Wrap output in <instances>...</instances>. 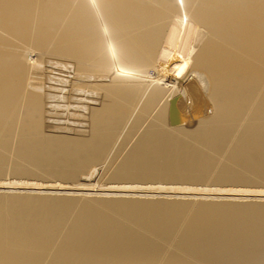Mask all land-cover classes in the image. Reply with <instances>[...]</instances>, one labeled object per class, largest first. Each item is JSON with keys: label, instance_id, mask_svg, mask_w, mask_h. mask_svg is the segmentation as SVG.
Returning a JSON list of instances; mask_svg holds the SVG:
<instances>
[{"label": "bare ground", "instance_id": "6f19581e", "mask_svg": "<svg viewBox=\"0 0 264 264\" xmlns=\"http://www.w3.org/2000/svg\"><path fill=\"white\" fill-rule=\"evenodd\" d=\"M262 197L264 0H0V264H264Z\"/></svg>", "mask_w": 264, "mask_h": 264}, {"label": "rangeland", "instance_id": "374dc122", "mask_svg": "<svg viewBox=\"0 0 264 264\" xmlns=\"http://www.w3.org/2000/svg\"><path fill=\"white\" fill-rule=\"evenodd\" d=\"M51 70L54 71V69H49V70L45 69L44 71L49 72V71H51ZM55 71H56V70H55ZM208 112H209V111L207 110V113H208ZM55 180H56L55 178H52V179H51V178H50V179H44V178H41V177H37V178L35 179V182L38 181V182H41V183L43 182V183H51V184H52V182L55 181ZM58 182H59V181H58ZM70 182H71V183H77V184H84V183H88V184H89V183H92V184H93L92 181H84V182H82V181H73V182L70 181ZM70 182L68 181L67 183H70ZM100 183H102V182L100 181V182H98L97 184H100ZM94 184H96V183H94ZM36 190L39 191V189H36ZM36 190H33V191H36ZM74 192H75V191H74ZM76 192L78 193L79 190H76ZM80 192H81V191H80ZM91 192L96 193V191H91ZM167 193H168V192H164V191H163V192H160V191H158L157 194L162 196L163 194L168 195ZM248 194H249V195H248ZM239 195H240V194H239ZM241 195H242V196L244 195L245 198L248 199V200H251V198H252V199H255V198H256V195L254 196V194H253V193H250V192H249V193L246 192V193L241 194ZM246 196H247V197H246ZM262 198H264V197H262ZM246 199H245V200H246Z\"/></svg>", "mask_w": 264, "mask_h": 264}, {"label": "water", "instance_id": "95a60500", "mask_svg": "<svg viewBox=\"0 0 264 264\" xmlns=\"http://www.w3.org/2000/svg\"><path fill=\"white\" fill-rule=\"evenodd\" d=\"M174 111L177 112L176 110H174V108H172V110H171V118H172V122H175V121H176L175 118H174V116H173ZM178 120H179V119H178ZM178 120H177V121H178Z\"/></svg>", "mask_w": 264, "mask_h": 264}]
</instances>
